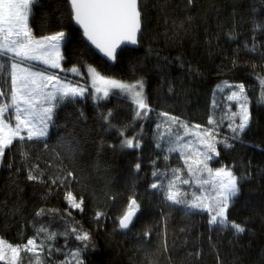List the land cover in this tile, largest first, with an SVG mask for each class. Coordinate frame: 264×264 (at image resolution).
<instances>
[{
  "label": "snow or ice",
  "instance_id": "obj_1",
  "mask_svg": "<svg viewBox=\"0 0 264 264\" xmlns=\"http://www.w3.org/2000/svg\"><path fill=\"white\" fill-rule=\"evenodd\" d=\"M209 66L220 79L203 120L168 110ZM238 146L261 163L229 161ZM118 151L135 156L119 179ZM0 173V264H201L205 242L216 264H250V220L264 223V0H0Z\"/></svg>",
  "mask_w": 264,
  "mask_h": 264
},
{
  "label": "trees",
  "instance_id": "obj_2",
  "mask_svg": "<svg viewBox=\"0 0 264 264\" xmlns=\"http://www.w3.org/2000/svg\"><path fill=\"white\" fill-rule=\"evenodd\" d=\"M42 15L41 12H37V19H36V24H39V19L40 16ZM153 28L156 27L155 23L152 25ZM162 30V26H161ZM160 47L163 48V42L161 41ZM171 53L175 54L174 49H167L166 54ZM141 55H143V49L141 50ZM230 55V53H228ZM96 66L105 74L109 75H117L118 73H110L107 72L106 69H104V66L102 64H99L98 62H95ZM178 72V70H177ZM220 79V77L217 76L215 71H211V66H209V69L206 70L205 76L203 78H196L195 80H185L184 81V88L187 91V98L184 97L183 94L178 95L177 97H174L172 99L168 100V110L170 111H176L177 113L186 111L189 116H194L197 119L203 120V117L206 113V105L209 101L210 94H211V89L215 86V82H217ZM158 77H155L151 74H149V93H154L156 88L158 87L157 81ZM177 92H180V82L177 80L176 84ZM153 102L155 103V99L153 97ZM117 100L114 98L108 103V107H114L117 105ZM86 112L88 113L90 119L92 118L94 114V109L92 106V101L88 100V102L84 105ZM119 111L126 112V108H119ZM121 119H126V117L122 116ZM147 132L149 135L146 137V139L150 140V133H151V128L147 129ZM114 139V137H113ZM260 137L257 136L256 138V143L259 142ZM246 144L252 143V141L246 140ZM149 149H145V169L148 167V156H149ZM245 157H253L254 158V163H261V157L259 155V149H251L247 147H237L235 152L231 153L230 156L228 157V160L231 161L232 159H235L237 165H239L240 160ZM109 161L112 164V169H113V175L119 179L121 176L126 177L129 173L130 166L131 164L135 161V156L133 155H124L120 153L119 151L115 156L109 155L108 157ZM7 178L6 173H0V188H3L4 182ZM121 188L124 186V181L120 180V185ZM255 187V182H253L251 185L246 186L243 192V197L241 200V204H243L245 201H247L250 196H249V188ZM141 191H143L141 189ZM32 193L29 190L27 192V196H31ZM91 207V204L89 205ZM240 206L238 205V208ZM153 216L152 219H156V210L153 208L152 210ZM173 216L175 218V222L177 224L182 223V213L179 211H174ZM233 218L239 220L242 219H248V213L246 210H241L236 213H233ZM147 219V218H146ZM194 221H196L199 224V217H194ZM85 224L86 226L88 225V218L85 219ZM250 222L253 224V233L254 235L251 237L252 240V249L253 253L252 255L248 256V260L250 261V264H259L260 260V246L264 245V223L261 222V219L259 215L251 218ZM141 225H137V229H139ZM108 231L111 232V221H109L108 224ZM207 237V233H205V240ZM215 239L221 242L222 244V249L225 251V254H230L229 253V246H228V240L231 239L230 235L228 234H216ZM99 243L103 246L105 244V236L101 235L99 238ZM116 241H119L123 245V250L128 252V255L132 254L133 251V246L130 241L125 242L123 239L119 236L116 237ZM156 241H153V244H155ZM241 243L243 244H248L249 240L245 239ZM204 255L203 259L201 261V264H216L215 260V255L211 252V250L208 248L207 243L205 242L204 244ZM116 245L115 243L112 246L111 249V255H115L116 252ZM135 261L138 262L142 259L140 256H136ZM116 264H129L128 256H122L117 259Z\"/></svg>",
  "mask_w": 264,
  "mask_h": 264
}]
</instances>
